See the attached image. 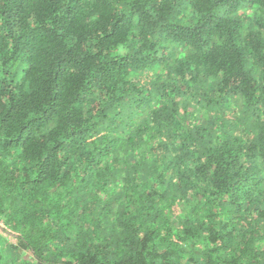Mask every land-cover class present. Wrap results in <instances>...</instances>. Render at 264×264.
<instances>
[{
  "label": "trees",
  "instance_id": "obj_1",
  "mask_svg": "<svg viewBox=\"0 0 264 264\" xmlns=\"http://www.w3.org/2000/svg\"><path fill=\"white\" fill-rule=\"evenodd\" d=\"M0 264H264V0H0Z\"/></svg>",
  "mask_w": 264,
  "mask_h": 264
},
{
  "label": "rangeland",
  "instance_id": "obj_2",
  "mask_svg": "<svg viewBox=\"0 0 264 264\" xmlns=\"http://www.w3.org/2000/svg\"><path fill=\"white\" fill-rule=\"evenodd\" d=\"M1 224V223H0ZM0 231H2V228H1V226H0Z\"/></svg>",
  "mask_w": 264,
  "mask_h": 264
}]
</instances>
